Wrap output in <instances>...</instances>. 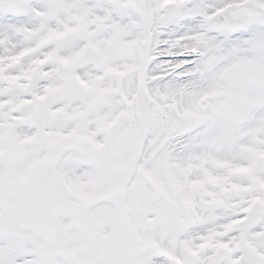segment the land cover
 <instances>
[{
	"label": "snow or ice",
	"instance_id": "1",
	"mask_svg": "<svg viewBox=\"0 0 264 264\" xmlns=\"http://www.w3.org/2000/svg\"><path fill=\"white\" fill-rule=\"evenodd\" d=\"M0 264H264V0H0Z\"/></svg>",
	"mask_w": 264,
	"mask_h": 264
}]
</instances>
